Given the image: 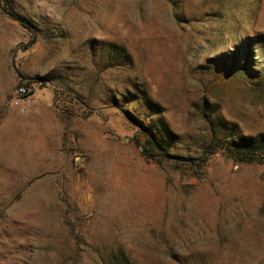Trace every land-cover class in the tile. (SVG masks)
<instances>
[{"label": "rangeland", "instance_id": "1", "mask_svg": "<svg viewBox=\"0 0 264 264\" xmlns=\"http://www.w3.org/2000/svg\"><path fill=\"white\" fill-rule=\"evenodd\" d=\"M6 2L0 264H264V0Z\"/></svg>", "mask_w": 264, "mask_h": 264}, {"label": "trees", "instance_id": "2", "mask_svg": "<svg viewBox=\"0 0 264 264\" xmlns=\"http://www.w3.org/2000/svg\"><path fill=\"white\" fill-rule=\"evenodd\" d=\"M0 6L4 11L7 12L8 16L14 20H17L23 27L28 28V25L22 20L14 11L9 9L6 0H0ZM143 130L144 134V141L143 145H141L142 149V155L146 157L147 159L155 160L156 156L160 154V146L159 143L156 140L155 135L145 129ZM218 150H221V152L226 153L229 155V157L234 160L235 162H241V163H252V162H264V159H260L259 155H257L256 149L247 143L243 144H237V145H230L225 144L222 141H213L209 145H207L201 155L197 158H182L179 156L171 155L169 158L180 162L184 160L187 162V165L194 166L197 169L201 170L207 161L208 157L215 154ZM177 165H176V167ZM123 264H129L126 260L123 262Z\"/></svg>", "mask_w": 264, "mask_h": 264}, {"label": "built area", "instance_id": "3", "mask_svg": "<svg viewBox=\"0 0 264 264\" xmlns=\"http://www.w3.org/2000/svg\"><path fill=\"white\" fill-rule=\"evenodd\" d=\"M29 88L26 86L19 87L11 97L10 104L14 107H18L23 99L27 96Z\"/></svg>", "mask_w": 264, "mask_h": 264}]
</instances>
